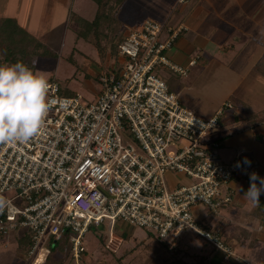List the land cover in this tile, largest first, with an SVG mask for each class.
<instances>
[{"label": "built area", "instance_id": "1", "mask_svg": "<svg viewBox=\"0 0 264 264\" xmlns=\"http://www.w3.org/2000/svg\"><path fill=\"white\" fill-rule=\"evenodd\" d=\"M183 30L145 19L124 36L115 59L121 61L99 77L102 90L94 101L60 95L53 80L41 131L28 143L0 144V198L8 202L0 211V237L27 231L29 264L65 234L71 259L81 264L83 238L104 218L161 239L191 232L226 259L234 256L221 232L204 227L192 211L203 205L217 214L233 200L234 179L252 181L253 173L259 184L264 179L255 162L220 157L212 137L231 103L200 119L161 78L162 69L187 77L197 63L183 66L169 57ZM169 174L194 181L171 189ZM18 199L22 207L14 204ZM120 243L112 233L106 247L114 251Z\"/></svg>", "mask_w": 264, "mask_h": 264}, {"label": "rangeland", "instance_id": "2", "mask_svg": "<svg viewBox=\"0 0 264 264\" xmlns=\"http://www.w3.org/2000/svg\"><path fill=\"white\" fill-rule=\"evenodd\" d=\"M196 2L201 3V0L189 1L191 4ZM56 4V0H0V16L14 18L19 26L29 32L38 42L56 53V58L39 64L32 70L33 72L44 75L49 83L54 80L80 95L84 102H92L102 90L99 77L108 73L109 68H112L113 65L118 66L121 59L117 61L106 58L102 62L101 56L93 45L95 39L91 36L85 38L77 35L78 29L84 31L87 22L92 23L94 19L97 9L94 0H70L66 7L59 5L55 9L54 5ZM203 13L209 14L208 12ZM75 16L82 18L83 22L80 26L76 24ZM261 17L264 18V14ZM168 25L172 26V24ZM208 25L201 28L206 33H212L215 27L226 29L225 24L221 21L213 20L211 26ZM228 43L232 45L228 46L226 52L220 51L215 45L212 46V51L208 48L207 51L210 52L208 66L205 68L201 62H198L196 66L189 69L187 77L178 76L167 69L161 70V78L166 81L169 89L177 93L182 105L184 104L200 119L205 118L202 117V113L212 114L225 102L235 103L243 92L246 95V92L249 91V96L264 97V88L258 87V82L249 84L248 80L251 74L248 75V72L254 71L252 67L256 60L252 62L245 58L243 50L246 49V43L233 42L232 38H229L221 45L226 46ZM197 52H193L191 56H195ZM240 52L241 55H238ZM255 67V71L264 73V60L256 62ZM243 89L245 91L242 92ZM248 103L250 104V102ZM263 109L257 107L256 110L262 111ZM238 110H234V112L239 116L244 115L240 109ZM232 113L231 110L224 112L221 123L223 126L228 122L229 124L235 123L237 119L232 117ZM258 158L260 162L257 167L260 171V169H264V163L261 162L264 161V154H258ZM168 177L172 185L171 189L181 182L190 184L194 181L177 174H169ZM13 196L7 195L8 198ZM14 204L22 207L25 202L18 199L14 201ZM232 204L234 205V202ZM234 208L236 209V204ZM223 210L220 209L217 214H211L203 205H199L192 212L194 218L204 227L210 231L219 230L221 232L223 239L238 256V258L235 256L236 259L242 260L241 263L264 264L263 256L260 255L261 248L264 249V242H259V237L255 238L256 240L252 239L251 233L254 230L248 229L247 231L243 227L240 230H234L233 223L232 226L230 224L225 228L226 222L221 217ZM232 218L235 219L234 216ZM233 230L235 234L232 236L229 232ZM22 231L25 232V238L29 240V233L25 230ZM112 233L121 239L118 249H115V246L112 247L115 249L114 251L106 247ZM63 238L66 239L64 241L69 249V235L65 234ZM203 242L200 237L191 232L183 233L180 236L171 234L166 239H161L152 230L131 227L120 220L112 222L108 218H104L98 227L90 228L84 236L85 251L81 255V264H193L195 258L193 255L203 254ZM15 243L13 233L0 240V264H6L15 259ZM59 243H53L51 248L58 247ZM3 245L6 247L3 248ZM166 248L179 249L175 258L171 257V253ZM219 252L220 250L213 251L209 255L210 260L219 258ZM68 264H76V262L70 258Z\"/></svg>", "mask_w": 264, "mask_h": 264}, {"label": "crops", "instance_id": "3", "mask_svg": "<svg viewBox=\"0 0 264 264\" xmlns=\"http://www.w3.org/2000/svg\"><path fill=\"white\" fill-rule=\"evenodd\" d=\"M189 1L179 3L178 0H126L120 5L115 18L122 25L124 35L129 30L140 29L145 19L166 22L167 25L172 24V26L168 25L171 27H184L185 30L179 34L168 53L173 61L181 65L187 66L188 62L194 58L197 59V65L198 58L201 57L204 62L202 63L203 67L206 68L210 59L208 48L212 51V46L215 45L220 51L226 52L228 46L232 44L228 43L226 46H222L221 43L229 38H232L233 42L246 43V49L243 50L245 58L252 60V62L253 60H256V62L264 60V18L261 17L264 14L263 0H201V3L196 2L195 4H191ZM68 2L70 3V0L66 2L64 0H56L57 4L54 5V8H58L59 5L66 7L69 4ZM203 12H208L209 14H204ZM76 17L80 16H75L74 18ZM213 20L223 22L226 29L222 30L221 27H215L212 33L204 32L201 28L208 24V26H211ZM193 52H197V54L191 56ZM238 55H241V52ZM256 62L252 67L254 71L250 72V70L248 72V75L251 74L248 81L249 84L258 82V87L264 88V73L255 71ZM248 90H250L249 87ZM243 91L245 90L243 89ZM249 93L247 91L245 95L243 92L235 103H231L232 109L225 110L233 111L232 117L237 119L235 123L229 124L228 122L225 126L221 125L219 132L212 137L220 144V157L227 163L231 162L237 155H240L243 162H255L257 165L260 162L258 154H264V130H262L264 127V97L249 96ZM246 100L247 102H245ZM258 101L259 103L257 104ZM183 106L185 107L184 104ZM257 107H261L263 110H256ZM217 109L212 114L202 113V117H205L204 119L212 117ZM238 109L244 115L239 116L238 113L234 112V110L237 111ZM222 120L223 118L221 117V123ZM259 127L261 128L258 129ZM261 162L264 163V161ZM259 172L262 179H264V169H260ZM251 182L243 178H236L230 183L229 186L233 191V200L230 205L228 204L229 206L221 207V209H224L221 217L226 222L224 224L225 228L229 227L230 224L232 226L233 223L234 230H240L241 227L244 230L247 229V231L248 229L254 230L251 233L252 239L256 240L255 238L259 237V242H264V213L260 210L264 207V192L261 193L258 203L246 200L244 194L250 188ZM256 183L259 185L258 182ZM233 202L234 205L236 204V209L232 204ZM234 230L229 232L232 236L235 234ZM24 234L25 232L22 230L13 232L16 240L15 259L6 264H29L27 259L29 251L28 240ZM2 239L3 237H0V240ZM3 246V248L6 247V245ZM263 250L261 248L260 255H263ZM219 253V258L210 260L209 257L208 264H213L214 262L223 264L224 261L226 262L228 258L226 259L225 254L221 251ZM233 253L234 257L237 256L234 251ZM45 254L46 251L40 254L35 259L36 262L34 264H41Z\"/></svg>", "mask_w": 264, "mask_h": 264}, {"label": "trees", "instance_id": "4", "mask_svg": "<svg viewBox=\"0 0 264 264\" xmlns=\"http://www.w3.org/2000/svg\"><path fill=\"white\" fill-rule=\"evenodd\" d=\"M94 1L97 4L94 19L92 20V23L87 22L85 29L83 28L84 31H79L78 29L77 35L80 37L83 36L85 38L91 36L93 39H95V43L93 45L95 46L98 54L101 56L102 62H104L106 58L115 60L118 56V47L124 39V29L117 21L115 16L120 5L126 0ZM75 22L78 26H80L83 20L81 17H76ZM56 57V53H54L47 46L38 42L30 33H28L24 28L20 27L14 18L0 17V65L21 62L31 70H34L39 64L41 65L43 62ZM198 62L204 63L203 58L199 57ZM110 69L111 68H109V70ZM116 71L117 70H115L114 73H116ZM59 86L60 95L66 97L76 95V93L68 90L66 87L60 84ZM260 210H262L264 213V207H262ZM221 238L223 239L222 234ZM64 240L66 239L63 238L62 240L56 242H60L58 247H48L41 264L68 263L71 257L69 254V249L66 245L67 243ZM223 241L226 243L225 239H223ZM31 244L32 241L29 239L27 244L28 250ZM167 250L171 253V257L175 258V255H177L179 249L174 250L168 248ZM215 250V248H212L207 243L203 242V254L200 253L198 255H193L195 257L193 264H208L207 259L209 258V255ZM262 256L264 259V250ZM223 264L243 263L238 261L234 256H228L227 261H224Z\"/></svg>", "mask_w": 264, "mask_h": 264}, {"label": "clouds", "instance_id": "5", "mask_svg": "<svg viewBox=\"0 0 264 264\" xmlns=\"http://www.w3.org/2000/svg\"><path fill=\"white\" fill-rule=\"evenodd\" d=\"M49 81L21 62L0 65V144L28 143L44 127L50 110L47 99ZM256 174L244 198L258 203L264 180ZM8 202L0 198V211Z\"/></svg>", "mask_w": 264, "mask_h": 264}]
</instances>
